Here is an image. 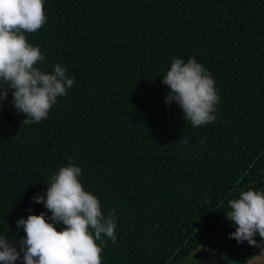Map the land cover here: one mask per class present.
Returning <instances> with one entry per match:
<instances>
[{"label":"trees","instance_id":"trees-1","mask_svg":"<svg viewBox=\"0 0 264 264\" xmlns=\"http://www.w3.org/2000/svg\"><path fill=\"white\" fill-rule=\"evenodd\" d=\"M44 10L28 41L45 71L62 63L76 79L39 123L22 124L11 93L0 105V235L15 242L18 218L48 213L31 197L71 158L119 218L102 264L189 254L242 264L258 249L228 238L225 213L239 191L264 185V0H45ZM193 56L220 97L216 120L195 128L161 83L172 57Z\"/></svg>","mask_w":264,"mask_h":264},{"label":"clouds","instance_id":"clouds-1","mask_svg":"<svg viewBox=\"0 0 264 264\" xmlns=\"http://www.w3.org/2000/svg\"><path fill=\"white\" fill-rule=\"evenodd\" d=\"M44 4L45 0H0V105L11 93V106L25 117L22 124L47 119L57 98L65 97L76 79L62 63L45 71L40 63L45 54L28 41L26 33H35L47 21ZM162 77L168 89L165 104L175 102L186 124L195 128L216 120L220 97L214 77L194 56L186 61L172 57ZM178 143L187 144V137ZM81 176V167L71 158L51 175L46 190L31 197V203L43 204L50 215L18 218L16 227L25 235L15 242L0 235V264H102L103 248L117 240L119 218L115 210L105 214ZM227 203L226 219L235 225L228 238L258 249L243 264H264V185L241 190ZM57 225L63 227L57 230ZM191 260L196 259L189 254L184 264Z\"/></svg>","mask_w":264,"mask_h":264},{"label":"water","instance_id":"water-1","mask_svg":"<svg viewBox=\"0 0 264 264\" xmlns=\"http://www.w3.org/2000/svg\"><path fill=\"white\" fill-rule=\"evenodd\" d=\"M258 250H256L253 254H255ZM243 264V263H242Z\"/></svg>","mask_w":264,"mask_h":264}]
</instances>
